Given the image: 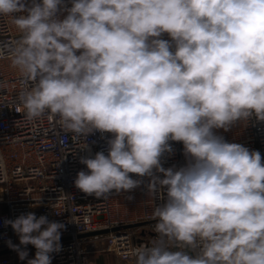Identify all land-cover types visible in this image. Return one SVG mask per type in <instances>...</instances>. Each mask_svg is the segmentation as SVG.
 I'll return each mask as SVG.
<instances>
[{"label": "clouds", "instance_id": "clouds-1", "mask_svg": "<svg viewBox=\"0 0 264 264\" xmlns=\"http://www.w3.org/2000/svg\"><path fill=\"white\" fill-rule=\"evenodd\" d=\"M70 4L0 0L20 33L0 57L28 82V119L50 113L77 136L112 134L107 155L81 157L75 187L103 197L148 177L149 194L165 193L152 213L157 238L134 250L135 264H264V160L214 131L264 121V0ZM169 141L183 143L185 166H163ZM4 223L20 260L35 247L27 264H52L62 250L64 223L34 212Z\"/></svg>", "mask_w": 264, "mask_h": 264}, {"label": "built area", "instance_id": "built-area-1", "mask_svg": "<svg viewBox=\"0 0 264 264\" xmlns=\"http://www.w3.org/2000/svg\"><path fill=\"white\" fill-rule=\"evenodd\" d=\"M66 2L70 7V0ZM162 38L170 39L166 33ZM19 39L11 18L0 16V45H11ZM27 87L26 78L12 65L10 55L0 57V251L9 249L0 256V264H27V258L20 260L8 246V241L19 245V237L4 221L29 212L66 225L61 230L62 250L52 254V264H97L96 260L104 254H111L114 259L105 264H135L134 250L150 246L157 238V221L152 213L163 202L165 193L149 194L148 177L142 178L141 186L131 192L113 191L103 197L77 189V173L87 170L80 163L81 157H94L99 151L107 155V140L112 134L97 131L87 138L77 136L50 113L28 119L20 100V93ZM214 131L227 142L258 150L264 160V121L253 118L246 124L237 122L228 131ZM169 143L173 152L163 155V166H185L183 143ZM130 176L140 179L136 174ZM101 230L108 232L81 237ZM35 252L34 248V257Z\"/></svg>", "mask_w": 264, "mask_h": 264}, {"label": "water", "instance_id": "water-1", "mask_svg": "<svg viewBox=\"0 0 264 264\" xmlns=\"http://www.w3.org/2000/svg\"><path fill=\"white\" fill-rule=\"evenodd\" d=\"M112 230H117V229L114 228ZM107 232H108V230H101V231H96V232H91V233L83 234V235H81V237H88V236H93V235H97V234H105ZM8 252H9V249L1 250L0 251V256L6 254Z\"/></svg>", "mask_w": 264, "mask_h": 264}, {"label": "crops", "instance_id": "crops-1", "mask_svg": "<svg viewBox=\"0 0 264 264\" xmlns=\"http://www.w3.org/2000/svg\"><path fill=\"white\" fill-rule=\"evenodd\" d=\"M113 261V257L111 254H104L101 255L97 260L96 263L97 264H105V263H110Z\"/></svg>", "mask_w": 264, "mask_h": 264}, {"label": "rangeland", "instance_id": "rangeland-1", "mask_svg": "<svg viewBox=\"0 0 264 264\" xmlns=\"http://www.w3.org/2000/svg\"><path fill=\"white\" fill-rule=\"evenodd\" d=\"M35 247L34 246H32V245H29V247H28V249H29V254H28V257H27V259H32V258H34V255L32 254V250L34 249ZM93 256H98L99 254H92ZM113 261H114V259H113Z\"/></svg>", "mask_w": 264, "mask_h": 264}]
</instances>
